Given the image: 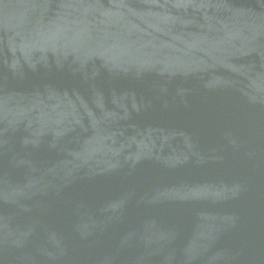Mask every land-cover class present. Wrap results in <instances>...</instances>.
<instances>
[{
	"label": "water",
	"instance_id": "obj_1",
	"mask_svg": "<svg viewBox=\"0 0 264 264\" xmlns=\"http://www.w3.org/2000/svg\"><path fill=\"white\" fill-rule=\"evenodd\" d=\"M0 264H264V0H0Z\"/></svg>",
	"mask_w": 264,
	"mask_h": 264
}]
</instances>
